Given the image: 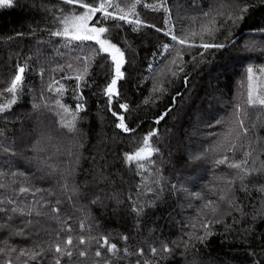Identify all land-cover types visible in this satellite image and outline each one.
Returning <instances> with one entry per match:
<instances>
[{
	"label": "trees",
	"instance_id": "16d2710c",
	"mask_svg": "<svg viewBox=\"0 0 264 264\" xmlns=\"http://www.w3.org/2000/svg\"><path fill=\"white\" fill-rule=\"evenodd\" d=\"M130 2L134 0H125ZM157 2L141 0L136 11L143 23L120 22L122 28L111 36L125 52L124 76L117 83L120 95L112 105L103 91L114 74L110 58L95 57L77 90L76 72L83 68L77 58L91 42L79 45L51 35L61 9L79 13L81 8L63 0H14L12 7L0 8V105L12 98L6 89L17 65L25 69L17 103L0 113V208L20 209L0 211V264H56L57 258L60 264H264V110L247 105L246 75L252 67L251 83L264 81L259 71L264 69V0H167L169 13L143 7ZM241 4L247 15L233 25L224 14ZM207 14L216 17L219 31L213 38L205 33V41L227 47L206 52L192 47L180 61L175 49L184 46L163 32H200L208 24ZM201 42L190 35L187 41ZM164 45L173 49L170 55ZM173 59L177 64L170 63ZM172 72L178 74L173 77ZM61 84L62 95L55 91ZM80 92L86 111L80 112L77 131L70 132L61 125L71 121ZM57 101L69 111L62 112ZM120 103L128 104V110H121ZM237 105L245 113L239 118ZM110 108L124 115L133 131L117 128L119 120ZM150 132L156 133L150 147L159 151L151 157L154 163H146L147 171L138 170L125 154L142 147ZM224 157L228 160L218 164ZM245 159L248 164L242 167L255 171L245 174L229 167ZM107 172L119 183L115 203L102 193ZM21 187L43 191L21 194ZM225 193L227 198L220 201ZM229 198H234L232 204ZM209 201L217 202L219 221L210 225L211 234L202 242L190 239L192 224L204 214L213 218L205 208ZM69 225L73 239L83 236L86 243L72 247L71 257H58L50 249L68 235L63 229ZM195 231L203 235L202 228ZM105 236L117 251L113 255L100 248L97 257ZM164 245L171 254L153 255L151 249ZM22 252L40 255L32 259Z\"/></svg>",
	"mask_w": 264,
	"mask_h": 264
},
{
	"label": "snow or ice",
	"instance_id": "6c2138e0",
	"mask_svg": "<svg viewBox=\"0 0 264 264\" xmlns=\"http://www.w3.org/2000/svg\"><path fill=\"white\" fill-rule=\"evenodd\" d=\"M63 3H66L68 5L77 6L81 9H83L80 13H65L63 9L60 10V17L58 18V27L56 31H53L51 35L57 36V37H63L66 42L72 43V42H78L79 45H87V42H91L90 45H87L88 51L85 52L83 57H78L77 59L80 60L83 63V68L77 69L75 80V89L79 90L81 88V81H83L84 76L88 75L89 66L93 62V59L97 56L104 57V58H110L111 64L110 67H114V74L111 77L110 83L107 84L106 88L103 90L104 94L108 97V103L109 105H112L116 103L117 101L114 99V97H118L120 93L117 90V83L118 80L121 79L124 76V72L122 71V67L125 64V52L121 50V48L114 42H112L111 36L113 32L117 28H122V25L120 22H124L127 24H136L140 25L143 22L139 18V14L137 13V5L141 4V0H134V2L125 3V0H63ZM14 4V0H0V8H8L12 7ZM124 4V7H121V5ZM144 8H150L152 11H163L165 13H169L170 10L167 7V0H158L157 3L143 4ZM109 9H113L112 11H109ZM127 9V11L125 10ZM247 7L241 5H238V7L231 12V14L225 13L224 15L227 16V20H231L233 25H237L240 23L245 16L247 15ZM99 14V15H97ZM220 15V13H217ZM130 16L136 17L135 19H130ZM206 19H208V24H202L200 32L192 31L190 34H184V35H177L172 29H169L167 32H163V29L157 27L156 25H145L147 27L153 28L157 32H163L164 35L170 36L171 40L181 46H184V48H176L175 49V56L179 58L180 61L183 60V51L188 50L192 47H200L205 52L208 49L214 48L217 50L225 49L227 45L225 43H210L205 41V33L209 38H213L215 36V33L219 31V28L215 26L216 23V17L211 16V14L206 15ZM108 21H115L116 23L105 26ZM171 22V16L168 15L165 17L164 23L167 26ZM133 31H138V28H133ZM189 35L191 38H195L196 36H199L201 39V43L199 45L196 44H188L187 41L189 39ZM229 43H232L231 40H229ZM164 50L167 54H171L173 49L170 48L169 45H164ZM201 58L203 57V53L200 54ZM195 60L196 57H193ZM171 64H177V60L173 59L170 61ZM73 65L70 63L68 65V68L71 69ZM179 67V71H183V67ZM54 70H62L61 68H57ZM25 69L22 66L17 65V72L14 76V78L11 80V86L6 89L7 93L12 95V98L8 101L7 105H0V113H4L7 108H10L11 105H14L17 103L16 94L18 93V90L21 88V81H22V74L24 73ZM253 68L248 67L246 69V75L249 80V89L247 93V105L251 107L252 109L260 108L261 110H264V81L259 82L258 85L254 86L251 81L253 80ZM261 73V76H264V69L259 70ZM178 73L172 72V76L175 77ZM64 79H67L69 77H63ZM54 83H57L54 81ZM185 83H187V79L185 80ZM84 86L86 87L87 84L85 83ZM156 90L155 88L153 89ZM48 91H52L51 86H49ZM59 94H63L64 92V85L61 84L59 88L55 90ZM76 106L75 110L72 112V119L70 122L62 124V127L67 128L70 132H76V122L78 117L80 116L81 111H86L84 105L85 101L83 100L82 92L77 93L76 95ZM147 103V101H145ZM58 106L60 107L62 112H68L69 110L64 107V105L60 104L59 101H57ZM44 107H48V105H44ZM128 104L126 103H120L119 108L121 110H128ZM33 108L39 110L41 108L40 104H34ZM241 106H236V115L237 117H241L245 113L241 112ZM111 111V115L114 117H117L119 120V123L116 124V127L119 129H122L123 132L129 133L133 131V129H130L126 123H125V117L124 115H118V113L111 108L109 109ZM167 115V113H165ZM164 119V116H161L159 120ZM159 120H157V123H159ZM239 125L241 129H243L244 134H247V128L244 125L243 119L238 120ZM217 123H223L222 121H217ZM155 132H150L143 138V146L138 148L134 153L132 154H125V159L127 162H135L138 166V170H144L147 171L146 163L152 164L154 161H152L151 157L154 153H157L159 150L156 148L150 147V138L155 136ZM251 153H245V157L250 156ZM199 157H197L198 159ZM228 160V157H224L222 160H218L217 163H224ZM248 160L245 159L242 162L239 163H230L229 167L238 169L240 172H244L245 174L255 171L256 169H249L246 167H242V165H247ZM264 170V166H262V169ZM243 179V177H241ZM31 191L32 195H35L38 192L43 191L42 189L36 188V189H30L27 187H21L19 189V192L21 194L29 193ZM260 191H264V187L260 188ZM227 198V193L221 195L219 197L220 201H224ZM234 198H229L228 203L232 204ZM95 202V201H94ZM7 203L13 204V200H8ZM59 203V201H57ZM205 208L209 209L213 218H208L207 214H204V218L199 219L197 223H194L191 225L193 228V232L190 234V239H195L199 241H203L207 238L208 235L211 234V227L210 225H213L219 221V217L216 215L218 204L216 201H209L205 204ZM134 210H137L134 208ZM0 211H11V212H18L20 209L13 207L11 209H4L0 208ZM53 212H59L58 208H53ZM38 214V213H37ZM203 229V235H197L196 229L197 228ZM80 228L83 230L85 228V225L83 223L80 224ZM63 231L67 232L68 235L60 240H57L55 244L52 246L50 250H54L56 254H58V257L67 255L71 257L72 251L71 248L75 247L77 243L83 245L86 243L85 238L83 236H80L77 240H74L71 235V226H67L63 229ZM23 234V233H21ZM101 240H103V243L99 245L98 250L96 251L95 255L97 257L101 256L100 248H107V251L112 253L113 255L116 253L117 248L115 244H109L108 237H101ZM124 239H127L125 237ZM185 247L188 248V243H185ZM151 252L153 255H162V254H171L172 249H170L167 245H164L162 249L157 250L156 248L151 249ZM141 255L143 254V250H141ZM21 255H30L32 259H35L36 256H39L40 253H24L22 252ZM80 256H85L86 253L84 251L79 252ZM6 264H12L11 261H7ZM56 264H60L59 258L56 259Z\"/></svg>",
	"mask_w": 264,
	"mask_h": 264
},
{
	"label": "rangeland",
	"instance_id": "374dc122",
	"mask_svg": "<svg viewBox=\"0 0 264 264\" xmlns=\"http://www.w3.org/2000/svg\"><path fill=\"white\" fill-rule=\"evenodd\" d=\"M83 9H81L80 12H82ZM79 12V13H80ZM136 141L134 138L131 139V142ZM111 172V171H110ZM110 172H107L104 174V181H105V187L103 188L102 193L105 195V197L115 200L120 199V187H119V183L117 182V180L113 177L112 174H110ZM113 203H115L113 201Z\"/></svg>",
	"mask_w": 264,
	"mask_h": 264
}]
</instances>
